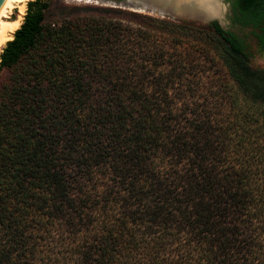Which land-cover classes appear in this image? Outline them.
<instances>
[{"label": "trees", "instance_id": "1", "mask_svg": "<svg viewBox=\"0 0 264 264\" xmlns=\"http://www.w3.org/2000/svg\"><path fill=\"white\" fill-rule=\"evenodd\" d=\"M264 51V0H227ZM0 51V264H264V67L212 20L46 18Z\"/></svg>", "mask_w": 264, "mask_h": 264}, {"label": "rangeland", "instance_id": "2", "mask_svg": "<svg viewBox=\"0 0 264 264\" xmlns=\"http://www.w3.org/2000/svg\"><path fill=\"white\" fill-rule=\"evenodd\" d=\"M28 0L24 1V10H25V3ZM121 0H48L49 2V9L47 11L46 18L49 20H56L63 16H67L70 14L75 13H99V14H109L119 18H129L128 14H125L121 11L126 12H135L136 14H140L147 17L164 19L176 23H192L195 25H205L208 22L215 20L217 23L224 29L230 28L239 36L244 37L247 51L249 54V64L252 67H264V51H260L258 49L256 40L251 35L250 28H232L231 25L228 23V3L227 0H219L221 14L220 16H216L211 20H208L205 23H197L194 22L191 18H172L167 15H161L158 13L146 12L142 9H134L131 6H124L120 5L119 2ZM24 14V13H23ZM19 15L18 8H13L10 13L11 18H16ZM23 16V15H22ZM22 19V18H21ZM21 22V21H20ZM222 24V25H221ZM12 34V33H11ZM11 39V38H10ZM4 45V44H3ZM1 46V48L3 47ZM0 48V51H1Z\"/></svg>", "mask_w": 264, "mask_h": 264}, {"label": "bare ground", "instance_id": "3", "mask_svg": "<svg viewBox=\"0 0 264 264\" xmlns=\"http://www.w3.org/2000/svg\"><path fill=\"white\" fill-rule=\"evenodd\" d=\"M25 0H4L0 8V48L11 38V33L19 26L24 13ZM218 0H169L168 10L175 15H190L193 17L220 16L221 8ZM18 8L19 15L11 18L13 8Z\"/></svg>", "mask_w": 264, "mask_h": 264}, {"label": "water", "instance_id": "4", "mask_svg": "<svg viewBox=\"0 0 264 264\" xmlns=\"http://www.w3.org/2000/svg\"><path fill=\"white\" fill-rule=\"evenodd\" d=\"M219 1V0H218ZM4 0H0V8L3 4ZM120 5L124 6H131L134 9H142L146 12H152V13H158L161 15H167L172 18H181V17H187L194 20V22L197 23H205L208 20L213 19L214 17H206V18H200V17H193L190 15H175L172 12H170L168 9L169 0H121L119 2ZM222 25V24H221Z\"/></svg>", "mask_w": 264, "mask_h": 264}, {"label": "flooded vegetation", "instance_id": "5", "mask_svg": "<svg viewBox=\"0 0 264 264\" xmlns=\"http://www.w3.org/2000/svg\"><path fill=\"white\" fill-rule=\"evenodd\" d=\"M227 3H228V13H229V15L231 14V9H230V2L229 1H226ZM228 15V16H229ZM228 23H229V25H231L232 26V28H240V26L237 24V23H232L231 21H230V18H228ZM241 28H244V27H241ZM245 28H250L251 29V27L250 26H247V27H245Z\"/></svg>", "mask_w": 264, "mask_h": 264}]
</instances>
